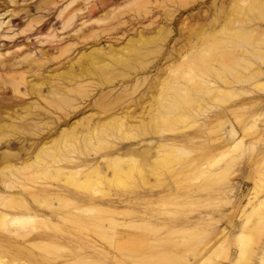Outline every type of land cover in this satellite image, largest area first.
Instances as JSON below:
<instances>
[{
	"label": "rangeland",
	"instance_id": "obj_1",
	"mask_svg": "<svg viewBox=\"0 0 264 264\" xmlns=\"http://www.w3.org/2000/svg\"><path fill=\"white\" fill-rule=\"evenodd\" d=\"M0 20L44 96L35 217L0 221V264H264V0H0Z\"/></svg>",
	"mask_w": 264,
	"mask_h": 264
},
{
	"label": "bare ground",
	"instance_id": "obj_2",
	"mask_svg": "<svg viewBox=\"0 0 264 264\" xmlns=\"http://www.w3.org/2000/svg\"><path fill=\"white\" fill-rule=\"evenodd\" d=\"M1 20L0 23L3 22V21L1 22ZM245 31L248 32V30ZM25 57L26 56L22 57L23 58L22 60L15 57H6L0 59V71H4L6 74L9 73L12 74L13 72H17L20 70L22 71L25 68L29 69V71L31 72H33L32 70L34 69L35 71L40 69L39 66L40 64H38L40 61H37V59L34 58L35 56L33 57L30 56L28 58ZM9 75L6 78L5 77L0 78V93H1L0 96V202L6 203L9 201V199H12L10 200V202L13 201V199L15 201L18 200L19 203L17 205L20 208V211L16 212L12 216H7L6 212L0 211V221L1 223L3 221L6 223L9 222L12 224H17L20 227L24 223L25 224L28 223V221H30L31 219H33V217H35L30 215L32 214L30 213V211L24 212L25 209H28V207L25 202L21 201V196L24 194L23 187L24 186L26 187L24 182V178L26 177L24 170L26 169V167L27 168L35 167L34 171L38 172V170H41L40 168H42L39 165L40 163L39 164L37 163L38 156H37V151L35 150L40 145L42 139V138L40 139L37 135H39L40 131L43 129L38 125V119L40 120V116L42 114L40 110L43 111V109H41V107L39 108V105L37 103L38 101L36 102V100H30V101L27 100L29 97L37 98L40 96L39 97L40 99L41 97L44 96L42 94V91L38 87V83L34 81L35 77L28 78L30 76L28 77L24 76V72L15 75L13 74V76L11 75L9 76ZM0 77L2 76L0 75ZM7 83H9L11 86L7 85ZM9 94L11 96L8 97L7 95ZM164 108L165 109L170 108V102L167 103L164 106ZM29 136L30 137L32 136V138H28ZM28 150L33 151L31 154L32 156L28 155L29 153L27 154ZM119 154L114 155L113 158H110L108 160L113 163L116 162L122 156L121 153ZM26 160H31V161L27 162ZM61 169L65 170L66 168L65 169L64 167L56 168L54 169V171L49 170L48 172L49 174L50 172L51 173L54 172L56 173L57 176V173L59 171L61 172ZM6 199H8V201H6ZM21 230H22L21 228L8 229L10 233H13V235L15 234L18 237L23 235L24 233V231L21 233ZM2 235L0 234V247H2V249L3 247L5 248V246L13 244L10 240L11 238L9 239L6 236L4 237Z\"/></svg>",
	"mask_w": 264,
	"mask_h": 264
}]
</instances>
